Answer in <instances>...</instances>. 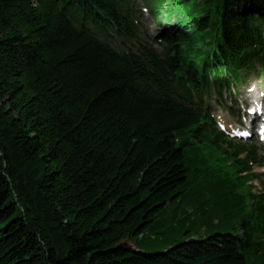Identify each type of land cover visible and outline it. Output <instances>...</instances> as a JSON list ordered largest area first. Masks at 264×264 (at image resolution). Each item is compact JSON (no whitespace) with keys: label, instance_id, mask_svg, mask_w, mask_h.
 <instances>
[{"label":"trees","instance_id":"16d2710c","mask_svg":"<svg viewBox=\"0 0 264 264\" xmlns=\"http://www.w3.org/2000/svg\"><path fill=\"white\" fill-rule=\"evenodd\" d=\"M128 1L0 0V264H264L263 203L223 149L246 146L73 24H119ZM174 7L166 63L182 85L264 49V0H152Z\"/></svg>","mask_w":264,"mask_h":264},{"label":"rangeland","instance_id":"374dc122","mask_svg":"<svg viewBox=\"0 0 264 264\" xmlns=\"http://www.w3.org/2000/svg\"><path fill=\"white\" fill-rule=\"evenodd\" d=\"M144 23L145 24H147V23H149L150 24V21H149V16H147V18L144 20ZM147 30H148V32H150V27H147ZM216 102H214L213 103V105H214V107H215V109H216ZM261 154H264V150L262 149V151H261ZM258 184H259V182L258 181H255V188H258ZM180 225V226H183V222H181V221H179V222H176V221H170V222H167V226L169 227V228H171L173 225ZM188 225H189V222L188 221H185V226L186 227H188ZM148 232H146L144 235H145V237H151L152 238V236H153V234H147ZM190 233V232H189ZM189 233H186L185 235H181V234H176V235H174V237L172 238V242H178V241H182L183 239H185V238H188V237H196V236H200V237H202V236H205L206 234H205V232L203 231V230H199V231H197V232H195V233H192V234H189ZM143 235V236H144ZM132 245H134V246H136L137 248H139V249H143V247H141L140 245H138L137 243H135V242H132L131 243ZM155 244V243H154ZM160 248H163V247H159L158 248V246H154L152 249H160Z\"/></svg>","mask_w":264,"mask_h":264}]
</instances>
